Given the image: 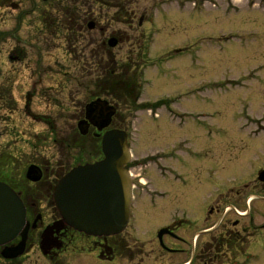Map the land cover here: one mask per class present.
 <instances>
[{
	"label": "rangeland",
	"instance_id": "rangeland-1",
	"mask_svg": "<svg viewBox=\"0 0 264 264\" xmlns=\"http://www.w3.org/2000/svg\"><path fill=\"white\" fill-rule=\"evenodd\" d=\"M36 4L32 13L49 11L43 16L48 30L40 32L41 25L30 12L22 14L27 18L21 25L20 15L10 9L0 13V151L25 165L34 162L45 168L50 195L67 167L98 154V140L89 133L79 139L77 122L95 97L92 85L99 72L120 74L136 84L138 69L143 68L145 84L138 105L116 103L113 122L128 134L133 155L128 166L136 184L133 221L119 236L127 240L133 259L120 263L184 264L192 248L205 246L201 242L209 239V234L196 242L193 238L217 220L213 216L205 221L208 209L233 207L239 199L235 207L249 213L246 221L264 225V190L257 195L256 179L264 168V0H36ZM80 6L85 18L95 19L102 29L85 27V44L112 36L119 43L113 49L106 46L107 55L95 58L92 42L79 62L63 49V37L70 31L64 30L62 18L68 7L79 12ZM16 47L24 49L33 73L44 72L41 85L24 69L26 64L9 61ZM57 72L68 74L60 75V85L55 82ZM49 75L53 84L45 79ZM26 92L33 95L29 111L24 109ZM78 144L81 151L75 148ZM40 214L43 227L56 220L48 202H43ZM229 216L236 218L232 211ZM169 226L183 242L180 254L160 251L157 231ZM171 241L172 237L163 238L165 245ZM33 243V250L16 264H52ZM245 249L234 263L226 264H264V229ZM58 261L69 264L64 257ZM70 264L116 263L87 254Z\"/></svg>",
	"mask_w": 264,
	"mask_h": 264
},
{
	"label": "water",
	"instance_id": "water-1",
	"mask_svg": "<svg viewBox=\"0 0 264 264\" xmlns=\"http://www.w3.org/2000/svg\"><path fill=\"white\" fill-rule=\"evenodd\" d=\"M109 47L116 46L111 39ZM115 109L107 102L96 100L88 105L86 119L78 123L81 135H86L89 126L102 131L109 127ZM103 160L92 165L73 169L62 178L54 189L53 201L61 221L47 228L41 235L40 250L46 255L52 248H59L53 238L64 225L86 236L100 238L121 233L127 223L130 205V180L124 166L129 162L126 135L111 130L101 137ZM27 178L36 182L38 170L29 168ZM264 181V172L259 175ZM35 225L32 229H35ZM30 225L25 219V210L17 195L0 184V247L1 257L14 260L25 250ZM166 233L163 230L158 237ZM20 242L7 246L15 238Z\"/></svg>",
	"mask_w": 264,
	"mask_h": 264
},
{
	"label": "flooded vegetation",
	"instance_id": "flooded-vegetation-1",
	"mask_svg": "<svg viewBox=\"0 0 264 264\" xmlns=\"http://www.w3.org/2000/svg\"><path fill=\"white\" fill-rule=\"evenodd\" d=\"M36 5V0H17V2H12V0H0V13H4V10L6 9H10L11 11L17 13L18 15H20L19 17L17 16V18L19 25H21L23 23V20L27 18H22V14L26 12H30L32 15L35 14L32 13V11L34 10V7H36ZM78 10L79 12L71 10L68 7L66 14L64 15L65 17L63 16L64 18H62L65 27L64 30L70 31V33L63 37L65 41L64 46H66V48L63 47V49L69 54L77 56L80 62V59L85 56L84 54L86 47L90 46L92 42L96 43V45H94L95 49L92 51V54L95 58L107 53V50L106 41L97 42L95 38H92L88 41V44H85V27L88 28L89 24H91V30L93 29L92 31L98 30L99 32H102V29H100V24L96 22L95 19H90L91 17L89 19L85 18V16L83 15L85 12L84 7L80 6L78 7ZM48 13L49 11H47L46 9H41V12H39L38 15L37 13L35 14L36 19H38V24L41 25V29H39L40 32H42V28L46 27L45 25L47 24V20L43 18V16ZM28 20L30 19H27V21ZM45 30H48V28L46 27ZM22 46L25 48L24 45ZM47 51L48 46L46 48H43V52L46 53ZM12 56L10 57L12 60L16 62L20 61L21 63L23 62L24 64H26V67L23 65L25 67L24 69L30 73L31 78L36 77V79H38L34 82H37L39 85L42 84L41 78H43V76L45 75L43 74L44 72L33 73L34 70L31 66L28 65L27 54L24 52V49H22L21 47H16V49H14V51L12 52ZM47 72L48 74L52 73L50 71ZM57 74L59 75V81L55 82L56 85H60V75H62L61 77H67L68 74L66 72H57ZM45 79H48L50 84L54 83V78L52 75H49ZM96 80H98V76ZM46 89L48 90L49 88ZM24 96L25 101L28 102L27 105H25L24 109L25 111H29V103L33 98V95L26 92ZM90 134L94 136L96 132L94 130H90ZM1 160H4V158L1 157L0 152V166L3 165ZM28 165L38 167L41 170L42 175L46 176L45 168L43 169L39 164L28 162V164L25 165L24 163L16 160L7 168L0 167V181L5 182L18 195H20L26 209V216L28 221L35 222L37 219L40 220L39 217H41L42 220L40 210L41 205L43 204V202H45L43 193L47 187V182L45 181V179L42 180L43 182L37 184L28 181L24 175L25 168ZM263 190L264 184L257 183V195L261 194ZM240 201V199L234 201L236 207H238L237 202L239 204ZM226 206L232 207L231 204H228L224 207L221 206V209L214 207H210L208 209V214L206 215L205 221L207 218L213 216H215L217 220L212 226L206 229L207 231L209 230L207 234H209L210 236L207 241L201 242V244L205 243V246L199 247V249H196L195 247L194 253L191 256V264H193L194 261L198 262V264H218L224 257L228 255H237L242 245L245 242L252 240L253 237L258 234L261 229L264 228L259 225L257 227L254 226L251 219L246 221V218L250 217L249 214L245 216L238 214L236 215L235 219H231L228 212H225ZM235 206H233L232 208L236 209ZM216 231L218 232L216 233V235H214L212 232ZM58 239H60L59 242L61 249L59 251H53L51 253L50 259L52 261H54L56 258L57 260H59L60 255L64 258L69 259L73 255L71 252L72 249H75L76 246H79L76 248L89 251L90 254L94 253L98 261L129 262L133 259V254L128 251V242L123 238L94 239L65 228L58 234ZM182 243L183 242L181 240H177V238H175L174 241L166 244L167 246L165 245L164 248H160V251L162 254L167 255L180 254L183 252L180 246Z\"/></svg>",
	"mask_w": 264,
	"mask_h": 264
},
{
	"label": "trees",
	"instance_id": "trees-1",
	"mask_svg": "<svg viewBox=\"0 0 264 264\" xmlns=\"http://www.w3.org/2000/svg\"><path fill=\"white\" fill-rule=\"evenodd\" d=\"M103 69V68H102ZM102 72V71H101ZM105 74L106 77H105ZM103 78L96 88V93L98 95L106 96L110 98L113 102L121 105H127L129 102L134 104L135 94H136V84H134L132 79H126L120 74L113 77L110 73L103 72ZM136 79V77H135ZM98 151V156L100 157L99 142L96 144ZM30 242L28 247H30ZM11 264H16L15 262Z\"/></svg>",
	"mask_w": 264,
	"mask_h": 264
}]
</instances>
